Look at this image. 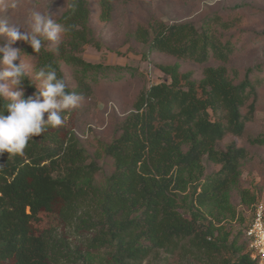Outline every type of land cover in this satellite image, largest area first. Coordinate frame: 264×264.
<instances>
[{
  "label": "trees",
  "instance_id": "16d2710c",
  "mask_svg": "<svg viewBox=\"0 0 264 264\" xmlns=\"http://www.w3.org/2000/svg\"><path fill=\"white\" fill-rule=\"evenodd\" d=\"M97 2L99 19L108 21L115 0ZM92 19L90 0H68L59 24L69 30L63 33L59 51L46 41L38 53L30 44L20 48L23 57L36 59L34 76L39 67L50 64L66 82V91L82 99L93 95L103 80L124 78L120 71L126 67L87 61L80 54L85 44L98 43ZM153 21L139 23L132 32L152 51L176 59L160 67L171 81L143 90L120 123L119 134L104 145L115 168L103 184L96 181L99 164L74 133L60 126H49L30 139L23 155L0 156V264L19 250L23 253L12 264H139L160 249L179 246L220 264H254L244 231L242 245H227L229 232L222 227L225 219L235 217L233 196L250 210L255 203V194L242 182L247 149L234 142L225 149L218 144L228 134L243 136L254 121L262 70L252 76L249 69L235 82L226 67L235 43L221 41L208 26L199 30L189 22ZM211 58L220 63L208 64ZM183 62L203 64L202 77L181 73ZM24 87L25 98L39 88L29 73ZM5 103L0 99V110ZM219 110L220 117L212 118L211 111ZM255 140L264 144V133ZM204 157L220 165L205 177ZM191 184L188 217L178 197ZM63 204L73 209L65 214L74 213L77 231L95 232L88 249H105L104 258L72 249L67 239L48 232L27 234V225L40 212L57 205L63 213ZM224 248H231L230 258L222 255Z\"/></svg>",
  "mask_w": 264,
  "mask_h": 264
},
{
  "label": "rangeland",
  "instance_id": "374dc122",
  "mask_svg": "<svg viewBox=\"0 0 264 264\" xmlns=\"http://www.w3.org/2000/svg\"><path fill=\"white\" fill-rule=\"evenodd\" d=\"M90 2L93 12L92 24L99 40L98 43L85 44L80 54L87 61L126 67V70L120 71L124 78L103 80V84L93 95L81 99L75 108L65 110L62 113L64 123L60 127L64 129L63 132L74 133L81 145L99 164L100 171L96 175L98 184H103L115 168L113 159L104 151V145L119 134V125L134 110L133 105L139 94L153 84L171 81L169 75L160 67L171 64L176 59L154 52L149 43L137 40L132 31L139 23L151 25L156 19L166 24L189 22L199 30L208 26L211 33L221 41L229 40L236 45L226 64L229 75L235 82L242 80L244 73L249 69L253 70L252 76L254 70L256 74L262 70L264 75V0H115L114 11L108 21L99 19L100 8L97 0ZM67 4L68 0H0V19H7L10 24L27 31L29 14L32 11H40L59 23ZM4 39L0 37V43H3ZM63 39L62 33L60 42ZM24 45L27 43L17 41L13 47L20 49ZM45 45L52 47L51 42L46 41ZM21 57L28 66L27 72L35 78L33 66L36 59L23 57L22 53ZM219 63L213 58L208 62L215 65ZM203 67L200 63L183 62L181 73H192L194 79H199L202 77ZM69 75L70 72L67 73V76ZM261 79L264 80V77ZM36 82L40 87V82ZM257 100L255 119L248 125L246 133L243 136L228 134L218 147L225 149L231 142L246 147L247 158L242 164V182L245 188L255 194V201L264 202V144L255 140L264 133V81L258 88ZM211 114L212 118H217L222 111L219 110L218 114L211 111ZM44 115L46 119L48 114ZM202 165L203 177L220 168L219 164L207 160L206 157ZM193 187L194 184H191L178 197L179 203L182 204L181 210L188 217L192 211L189 203ZM233 201L236 207L235 217L225 219L222 227L224 232H229L227 245L234 242L235 246H239L243 243L241 235L250 222L252 209L245 208L237 195L233 196ZM67 207L66 204L60 206L63 213H60L57 205L52 211L40 212L27 225V234L48 232L55 238L67 239L72 249L89 252L97 260L104 258L108 253L105 249H88V241L95 232L87 229L77 231L74 213L71 217L65 214L72 213L73 209L69 211ZM75 208L79 210L78 206ZM207 219L199 218V221L206 223ZM22 251L8 255L4 263H14ZM222 255L230 258L231 248H224ZM139 264H220V261L213 262L202 252L179 246L160 249Z\"/></svg>",
  "mask_w": 264,
  "mask_h": 264
},
{
  "label": "clouds",
  "instance_id": "9594fccd",
  "mask_svg": "<svg viewBox=\"0 0 264 264\" xmlns=\"http://www.w3.org/2000/svg\"><path fill=\"white\" fill-rule=\"evenodd\" d=\"M28 28L25 31L7 19H0V37L5 38L0 43V99L6 101L0 110V156L5 152L23 155L30 139L40 136L49 126H61L64 123L62 113L78 106L82 99L75 92L66 91V82L58 78L50 64L36 71L35 79L40 87L25 98L24 79L28 66L23 62L22 51L13 45L23 41L38 53L44 45L42 41H47L58 52L61 34L69 30L40 11L29 14ZM45 113L48 114L46 119ZM3 167L4 164H0V169ZM253 233L259 242H264V203L256 209V220L249 235Z\"/></svg>",
  "mask_w": 264,
  "mask_h": 264
},
{
  "label": "built area",
  "instance_id": "2783aa9c",
  "mask_svg": "<svg viewBox=\"0 0 264 264\" xmlns=\"http://www.w3.org/2000/svg\"><path fill=\"white\" fill-rule=\"evenodd\" d=\"M260 203H264L263 200H257L253 204L250 222L244 229V240L247 243V252L254 264H264V242H259L255 233L249 235L256 220V209Z\"/></svg>",
  "mask_w": 264,
  "mask_h": 264
}]
</instances>
